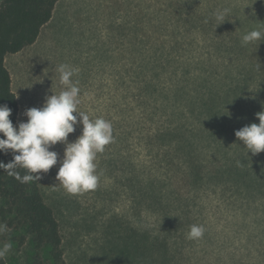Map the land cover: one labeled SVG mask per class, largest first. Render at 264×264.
<instances>
[{"label": "rangeland", "instance_id": "1", "mask_svg": "<svg viewBox=\"0 0 264 264\" xmlns=\"http://www.w3.org/2000/svg\"><path fill=\"white\" fill-rule=\"evenodd\" d=\"M222 9L224 22L214 16ZM253 29L264 31V0H58L36 42L6 56L16 124L63 90L56 69L68 64L78 69L77 110L113 126L114 142L95 161L96 189L67 193L59 162L40 173L67 264H139L145 231L168 239L165 264H264V152L252 156L235 136L264 110V40L242 44ZM146 82L158 94L143 93ZM170 111L184 114L192 133L178 162L198 165L199 180L169 179L156 147H146ZM81 133L78 124L68 141ZM64 147L52 149L58 161ZM193 224L205 229L198 240L187 238ZM12 235L0 232V246L12 244L3 259L29 264L31 245Z\"/></svg>", "mask_w": 264, "mask_h": 264}, {"label": "trees", "instance_id": "2", "mask_svg": "<svg viewBox=\"0 0 264 264\" xmlns=\"http://www.w3.org/2000/svg\"><path fill=\"white\" fill-rule=\"evenodd\" d=\"M58 0H3L0 5V105L12 109L9 119L15 126L18 115V101L12 90V80L5 66L7 55L19 53L33 45L38 39L42 28L49 23ZM145 94L154 95L159 91L152 83L144 84ZM184 94L182 87L176 88L173 97L178 99ZM182 113L170 111L166 124L146 137V147H156L155 158L158 166H164L169 179L199 180L202 175L198 165H192L187 158L189 170L178 162V155L185 153L190 147V131L185 125ZM190 134V135H189ZM2 136V134H0ZM176 149L172 150V143ZM168 145V149H158ZM177 156V158H176ZM11 153H0V161L5 164L12 161ZM20 176L27 174L23 168L15 169ZM169 173V174H168ZM40 174V173H39ZM153 184V183H152ZM176 185V184H175ZM0 222L14 232L10 240L19 247L29 243L33 253L29 264H67L63 249V237L60 224L53 209L45 202L38 182L21 183L7 171L0 169ZM139 264L166 263L168 239L159 237L151 239L145 231L139 237ZM159 259L156 260V257ZM0 264H7L0 259Z\"/></svg>", "mask_w": 264, "mask_h": 264}, {"label": "clouds", "instance_id": "3", "mask_svg": "<svg viewBox=\"0 0 264 264\" xmlns=\"http://www.w3.org/2000/svg\"><path fill=\"white\" fill-rule=\"evenodd\" d=\"M228 9L214 13L218 21L224 22ZM264 40V31L253 29L242 36V44ZM59 83L63 86L58 94L46 96L41 107L28 108L23 112L26 121L15 126L9 119L12 109L0 105V153H11L12 161L5 164L0 161V169L14 176L21 183L38 182L39 174L47 173L59 162L56 179L69 194H80L94 190L98 186L99 176L95 163L97 154L103 153L105 146L114 142L112 123L102 117L91 119L82 111H78L80 88L78 81L72 77L78 69L60 64L57 67ZM76 113L77 115H74ZM259 123L245 125L235 131V136L255 156L264 152V110L257 112ZM82 125V133L75 141L69 142L68 136L74 133L77 125ZM58 143L63 144L64 155L58 161V153L53 149ZM27 170L22 177L15 171L17 168ZM7 225L0 224V232ZM204 227L199 224L190 226L187 233L189 240H198L204 234ZM12 248L10 242L0 246V259H3Z\"/></svg>", "mask_w": 264, "mask_h": 264}]
</instances>
